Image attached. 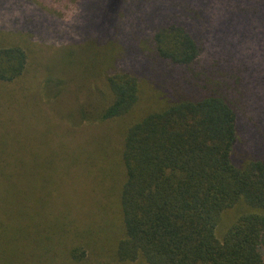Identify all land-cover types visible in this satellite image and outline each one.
Instances as JSON below:
<instances>
[{
  "label": "trees",
  "instance_id": "trees-1",
  "mask_svg": "<svg viewBox=\"0 0 264 264\" xmlns=\"http://www.w3.org/2000/svg\"><path fill=\"white\" fill-rule=\"evenodd\" d=\"M64 1L80 6L86 27L40 65L44 93L69 115L114 129L89 135L82 157L49 143V124L40 145L32 121L11 125L10 85L28 87L32 56L0 31V185L23 190L16 181L35 175L31 162L49 178L74 163L93 166L113 178L118 224L111 215L105 223L110 248L85 238L79 252L67 242L68 224L44 223L35 207L0 200V264H264V0ZM17 2L11 8L22 10ZM39 7L38 18H23L30 37L61 21L59 11ZM81 78L87 90L74 86ZM83 91L84 101L104 100L94 116L79 102ZM6 206L15 212L2 213ZM227 212L233 217L223 227Z\"/></svg>",
  "mask_w": 264,
  "mask_h": 264
},
{
  "label": "rangeland",
  "instance_id": "rangeland-1",
  "mask_svg": "<svg viewBox=\"0 0 264 264\" xmlns=\"http://www.w3.org/2000/svg\"><path fill=\"white\" fill-rule=\"evenodd\" d=\"M17 1L22 3V10H17L16 6L14 10L11 8L13 5L19 4ZM214 1L217 2V0ZM223 1L229 3V0ZM66 2L64 0H54L52 3L48 0H32L29 2L23 0H0V31H2L3 35L7 32L9 33L8 37L11 39L7 40L20 42L29 48L33 65L29 75L23 76V79L27 81L28 87L29 85L33 86L31 91H29L28 87L22 90L19 89L21 87L20 82L15 84L11 83L10 86H12L14 92L9 99V105H6L5 110L8 111L5 113V119L7 121L9 120L11 125H13V122L17 121L19 125L22 124L24 120L32 121V126L36 129H34L35 132L31 135L34 137V141L39 145L42 141V134L47 129V124H49L50 132L47 138L49 143L54 144L58 140L62 141L64 142V149H66L69 154H73L71 152L76 151L83 157L87 155L83 153V150L87 147L85 142L89 135L99 130L101 131L99 134H102V130L108 131L110 127L113 129L114 127L111 126V122L105 123L107 121L100 122L96 120H94V122H89L83 119L82 116L79 117L78 114L76 117L75 115L73 116V114L69 115V113H66L68 110L59 107L55 99H51L52 97H48L44 93L43 84L45 77L42 74V66L40 67V65H45V63H47V60H49V52L57 50L60 45H65V43L71 46L73 42H76L78 39L77 36L81 35L83 29L86 27L85 21L81 18L82 15H79L81 13L79 10L80 6ZM41 3L43 6L46 5L51 9L59 11L61 13V21H57L58 24L49 35L41 37L36 34L30 37L26 35L28 34V29L26 25H24L25 22L23 18H26L28 14H33L35 18H38V15L42 12L39 7ZM86 12H91V9ZM15 16L19 17L17 21L14 18ZM11 21L16 22L18 26L17 30L8 28ZM62 32L66 34L60 37ZM43 70L45 71V68H43ZM74 70L78 73L82 72V68ZM83 80H85V78L77 79L74 86L77 85L81 90H87L89 86L82 85ZM93 90L95 91L96 88ZM85 95L86 91H83L82 95L78 96L79 102L82 100L83 102L81 105L83 104L84 108L89 109L88 111L90 112L87 113L88 116L91 114L94 116V111L102 108L104 100L101 102L100 98L92 94L84 101ZM14 97L20 100L21 110L18 109L19 106L16 103L12 102ZM2 100L3 99L0 97V109L4 110L2 104L5 103ZM69 129H75V135H71L70 132L72 130ZM106 133L103 143L109 142V137H106ZM31 138L30 133L27 132V136L24 137V140L27 142ZM90 141L91 140H89V142ZM249 143H251L250 136ZM91 147H93V152H95L97 147ZM31 163L32 164L28 167L34 169L35 175L19 177V180L16 181L17 185L21 186L23 190H9L10 186L2 184L0 185V200L8 201L11 199L14 205H23L26 207L30 205L29 207H35L36 209H33L38 213L37 218L44 223L55 222V225L58 226L62 221L68 224V227L72 229L70 235L67 236L69 238V240L67 239L68 244L75 243L79 245V241L85 242V238H88L90 243L96 242L100 245H104L105 243V247L110 248L109 243L104 237L106 229L108 230L110 227L109 224L105 225V223L108 221L107 218L111 215V220L114 225L117 226L118 224V210L115 200L117 194L110 193L113 178H111L110 175H108L110 178H106L105 173L102 174V171H99L98 168L97 170H93V166H90V168L88 165H81L79 163H74L68 171H66L67 169L61 171L58 169V175L54 174L49 178L43 176V169L40 164ZM98 165L100 164L96 162L95 168L98 167ZM49 179L51 183L46 182ZM44 182L48 188L41 193L42 183ZM39 198L43 201L41 204L38 202ZM9 211L15 212L7 207L2 213H6L7 215ZM224 215L225 222H221L224 224L223 227H225L233 217V212H227ZM4 218L5 217H2L1 219ZM20 219L19 216V220ZM103 227V231H100L101 235H99L98 238H94ZM10 228L13 229L14 227ZM89 229L92 233L89 237H86L84 234L86 230ZM73 231L74 234H72ZM77 231L82 233V236L77 233ZM58 233L59 231L55 230L53 235L55 239L58 237ZM89 246L90 248H86L88 252L89 249H93L90 244ZM81 247L82 246L79 245V252L84 250ZM94 264L96 263L94 262ZM131 264L139 263L133 262Z\"/></svg>",
  "mask_w": 264,
  "mask_h": 264
}]
</instances>
